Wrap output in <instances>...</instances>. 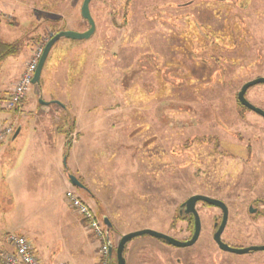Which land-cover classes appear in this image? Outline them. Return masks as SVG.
<instances>
[{
  "label": "rangeland",
  "instance_id": "374dc122",
  "mask_svg": "<svg viewBox=\"0 0 264 264\" xmlns=\"http://www.w3.org/2000/svg\"><path fill=\"white\" fill-rule=\"evenodd\" d=\"M22 1L18 18L4 21L28 54L25 67L57 32L89 28L80 15L83 0ZM89 11L93 35L54 45L46 63L56 68L44 71L53 82L41 88L43 94L40 83L31 85L24 114L9 111L15 119L10 125L31 131L36 120L51 132L62 119L67 128L73 125L71 144L82 139L86 154L76 163L80 171L72 160L68 166L72 176L82 174L88 193L72 188L101 223L102 217L110 221L113 249L122 235L145 229L188 240L192 228L178 212L193 195L226 206L223 243L264 245V119L236 104L243 84L264 78V0H91ZM51 95L67 110L38 108ZM245 97L264 111L263 84ZM33 105L37 119L27 112ZM22 144V135L8 144L0 177L28 164L23 154L31 143ZM43 171L39 182L29 177L11 183L12 199L1 192L0 181V243L9 234L23 236L40 264H73L87 262L94 242L101 264L103 244ZM196 211L201 229L193 245L168 249L173 255L166 256L139 247L144 255L161 264H264V251L219 250L213 235L220 209L197 203ZM137 242L125 246L126 264H137ZM107 264H116L114 251Z\"/></svg>",
  "mask_w": 264,
  "mask_h": 264
},
{
  "label": "crops",
  "instance_id": "0c3cea01",
  "mask_svg": "<svg viewBox=\"0 0 264 264\" xmlns=\"http://www.w3.org/2000/svg\"><path fill=\"white\" fill-rule=\"evenodd\" d=\"M23 7H24V5H23L22 0H0V34L4 33L6 35V37H2L0 35V37H2V38H0V43H4V44L19 43L17 41L18 40L17 34L13 35L12 33L8 32L13 27L8 25V24L6 25L4 19L6 17H12V18L14 17L17 19L18 16L20 15L17 13L22 12ZM15 28H17V27H14V29ZM70 31H73V30H70ZM48 57H49V54H48ZM48 57L46 59V62L48 60ZM27 58H28V54L24 53V50H19V52L12 54V55H9V56H6L3 60L0 61V125L12 124V121L14 119V115L12 114V112H9L6 109L5 104H6V100L9 96V93L12 90L15 82L17 81V79L22 74L23 70L25 69V64H26ZM46 62H45L44 68L42 70L40 81H39V83H40L39 88H40L41 92L45 86L49 87L51 85V82H53V80H54L53 76H51V74H50V77L46 78L47 76L44 75V71H45V69L50 70L51 66H53V69H54V68H56V66L52 65L53 64L52 62L48 63V64ZM41 88H43V89H41ZM42 94H43V92H42ZM41 96L43 97V95H41ZM52 97L53 96L51 95V96L45 97V99H44L45 101L40 100V101L45 102L46 104H41L39 101V103H37L38 108L50 109L52 106L53 107L56 106V107H60L61 111H63V112H64V110H67L65 108V106H63V103H61L59 96H58V98H56L55 101L52 100ZM26 104H27V97L22 102L21 106L19 107L20 116L22 114H24L23 112H25ZM60 104L62 107L60 106ZM37 106L33 105L31 108H29V110H27V112H30L35 116V117L33 116L35 119L38 118L37 112L39 109H37ZM64 115L65 114L63 113L62 116H64ZM14 122H15V119H14ZM76 122L79 123V120L76 119ZM26 125L28 126V123H26ZM16 126L17 127L14 128L13 134L11 136L7 137L4 141L0 142V162L2 161L3 157L5 156V152L9 146L8 144L13 143L15 140H17L22 135L23 137L26 138V146L25 147H27L29 145V143H31V145H29L31 148L28 147L30 149H28L23 154V155L26 154L25 160L28 161L27 162L28 164L23 165V163H24L23 162V163H21V166L23 165L22 167H16V168L10 167L9 170H7V171L4 170V172H2V176L0 177V181H2L1 192L5 193L9 199H12V195H11L13 193L12 184H14V183L17 184L18 180L21 182H25L26 180H29V177H32L35 179L37 178V182H39L41 180V177H42L41 175H43L42 173L44 172L43 171V169H44L46 171L45 178L50 180V181L55 182L57 188L61 189V200L66 201V199L63 198L62 195L66 191L73 189L71 184L69 183V180H68V175H72L71 174L72 170H71L70 166H68L69 161L72 160L73 163H75L72 166L74 169H76V172H78V171H80V169H79L80 165H77V164L82 159V156L83 155L85 156V154H86V152H84L82 150V147H81L82 146L81 145L82 139L78 140V143H81L80 145L77 144L75 146L74 145L72 146V144H71L70 148L67 151L66 150V137H65V133H64V131L68 129L66 127V123L62 129H59V130L54 131V132L46 131L45 129H39L36 126V120L33 121V124L31 127L33 130H31V131H24L23 130L24 124H22V123L19 125H16ZM71 135L72 134H70V136ZM80 138H81V134L79 135V139ZM27 139L28 140L32 139L34 141L31 142L32 141L31 140L29 142V141H27ZM23 146L24 145L22 144L21 148ZM25 147H23L22 149H24ZM20 154L22 155V150H20L18 152V155H20ZM23 155H22V159L24 161ZM0 169H1V166H0ZM81 175L82 174L79 172V175H73V176L80 183L83 184V182L79 180V178H82ZM13 177H15V178H13ZM10 179H12V181ZM87 190L88 189L86 188V190H84V191L81 190V191H82V193H85L87 195V193H88ZM66 204L68 205L67 201H66ZM68 208L71 209L69 207V205H68ZM111 227H112V224H111ZM136 240L138 241L136 243L137 248L146 247V249H147L148 247H153L152 249H157L158 253L163 254L165 256L169 255V254L173 255V253L171 251H170V253L168 252L169 251L168 249H172L173 251H174V249H177L175 247H172V246L166 244L163 241L157 240V239L150 237V236L137 237V238L132 239L130 242H133ZM130 242H128V243H130ZM84 243H85V245L88 244V243L86 244L85 240H84ZM95 245L96 244L94 242H90L89 246L87 247V250L90 252V254L88 253V255L86 257L87 262H84V260H79V261H75L73 264H98V258H97V254H96ZM140 248H139V251H140L141 255H139L138 260L136 261L137 264H161V263H158L155 259H154L155 260L154 261L151 258H148L146 255H144L143 249H140ZM146 249H145V252L148 251V254H149V252H152V251H149ZM11 251L12 250L10 249V247H8L6 244L0 243V252L9 253ZM123 256H124V253H123ZM124 260H125V258H124ZM179 262H180L179 260L178 261L177 260H170V261L167 260L163 264H178ZM125 264H126V261H125Z\"/></svg>",
  "mask_w": 264,
  "mask_h": 264
},
{
  "label": "water",
  "instance_id": "95a60500",
  "mask_svg": "<svg viewBox=\"0 0 264 264\" xmlns=\"http://www.w3.org/2000/svg\"><path fill=\"white\" fill-rule=\"evenodd\" d=\"M90 2H91V0H83L82 4H81V8H80V15H81L82 19L87 22L89 28L84 32H75V31H70V30L59 31L56 34H54L53 36H51V38L45 43L43 50H42V53L40 55V58L37 62V66H36V69L34 71L33 78L31 80L32 85L39 83L41 73H42V70L44 68L48 54H49L50 50L52 49V47L59 40L68 39V40H75V41H84V40L89 39L93 35L94 30H95V24H94V21L90 15V11H89ZM260 84L264 85V78H258V79H254V80L246 82L245 84H243L241 86L239 92L237 93L236 98L242 107H244L245 109L249 110L250 112H253L254 114H256V115H258L264 119V111L258 107H255L254 105H252L245 98V93L249 88L256 86V85H260ZM40 103L46 104L43 101H40ZM68 180H69V183L71 184V186H73L79 190H82V191L86 190L85 186L82 183H80L74 176L68 175ZM198 202L205 203V204L212 206V207H217L222 212L221 222H220L219 226L217 227V230L215 231V233L213 235V241L219 250H221L223 252L232 253V254H238V255L246 254V253L251 252V251H264V245L241 249V248H233V247H230V246L226 245L225 243H223L220 238H221V235H222V233L226 227V223H227V208H226V206L221 201H218V200L206 197V196H202V195H193L181 205V207L185 208V212L188 214H191L193 216V219H194L193 234H192L191 238L187 241H178V240H175V239H173V238H171L165 234H162V233H159V232H156L153 230L145 229V230H139V231L130 232V233H127L125 235H122L118 241L117 246L115 247V249H113V246L109 242V237H108V233H109V230L111 228V224L106 217H103L102 223L106 228V236H107L106 241H107V244L109 247V253L111 255L112 252L114 251L116 264H125V260H124V256H123L125 246L132 239L137 238V237H141V236L153 237V238L160 240V241H163L166 244H168L172 247H175V248H184V247H188V246L193 245L197 241L199 234H200V229H201L200 219H199L198 213H197L196 208H195V206Z\"/></svg>",
  "mask_w": 264,
  "mask_h": 264
},
{
  "label": "built area",
  "instance_id": "2783aa9c",
  "mask_svg": "<svg viewBox=\"0 0 264 264\" xmlns=\"http://www.w3.org/2000/svg\"><path fill=\"white\" fill-rule=\"evenodd\" d=\"M42 50L40 48L32 55L24 71L15 82L5 104L8 111L19 112V107L25 100L29 87L32 85L31 80ZM13 131L14 127L10 124L0 125V142L11 136ZM65 199L69 207L86 223L87 229L95 236L99 243L103 244L99 250V254L103 259L101 264H107L111 255L106 241L105 226L73 189L65 192ZM5 242L12 251L9 253L0 252V264H40L39 260L34 256L29 242L23 236L9 234L6 236Z\"/></svg>",
  "mask_w": 264,
  "mask_h": 264
},
{
  "label": "trees",
  "instance_id": "16d2710c",
  "mask_svg": "<svg viewBox=\"0 0 264 264\" xmlns=\"http://www.w3.org/2000/svg\"><path fill=\"white\" fill-rule=\"evenodd\" d=\"M17 46H18L17 43H11V44L0 43V61L3 60L6 56H9V55H12V54H15V53L19 52V47L20 46L19 47H17ZM65 123H66V121L65 120H62L61 121V124L58 126V128L59 129H62L63 126H65ZM70 126L68 125V129L64 131L65 137H66V150L67 151H68V149L71 146V141L69 139V136L73 132V129H72L73 128V125L71 126V128H70ZM177 218H179V217H177ZM183 219H185V217ZM189 225H190V227L192 228V231H193V224H192L191 221H190Z\"/></svg>",
  "mask_w": 264,
  "mask_h": 264
},
{
  "label": "flooded vegetation",
  "instance_id": "af4514ba",
  "mask_svg": "<svg viewBox=\"0 0 264 264\" xmlns=\"http://www.w3.org/2000/svg\"><path fill=\"white\" fill-rule=\"evenodd\" d=\"M263 54H264V46H263ZM261 85V84H260ZM241 88V87H240ZM240 90V89H239ZM239 92V91H238ZM237 92V93H238ZM247 92V91H246ZM237 93H236V97H237ZM245 95H246V93H245ZM246 98V97H245ZM236 104H237V106H239L240 108H242L241 107V105L239 104V102L237 101V98H236ZM244 108V107H243ZM242 108V109H243ZM245 109V108H244ZM246 111H248L247 109H245ZM222 202V201H221ZM198 203H202V202H198ZM223 203V202H222ZM203 204H205V203H203ZM207 205V204H206ZM207 206H209V205H207ZM212 207V206H211ZM195 208H196V206H195ZM219 209V208H218ZM220 212H221V210H220ZM179 214H184V217H185V219H183L184 217H182L181 218V220L182 221H187L188 223H190V221L192 222V224H193V230H194V219H193V216L191 215V214H188V213H186L185 212V208L184 207H181L180 208V211L178 212ZM199 216V215H198ZM221 217H222V212H221ZM200 219V218H199ZM220 222H221V218H220ZM220 222H219V224H220ZM201 223V222H200ZM219 224H215L214 225V228H215V231L217 230V227L219 226ZM215 231H214V233H215ZM192 234H193V231H192ZM192 236V235H191ZM191 238V237H190ZM189 238V239H190ZM188 239V240H189ZM187 241V240H186Z\"/></svg>",
  "mask_w": 264,
  "mask_h": 264
}]
</instances>
